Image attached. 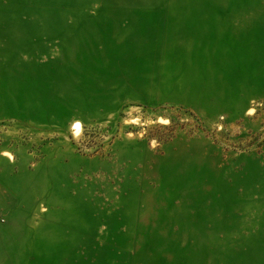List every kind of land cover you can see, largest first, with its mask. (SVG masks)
<instances>
[{
    "label": "rangeland",
    "instance_id": "374dc122",
    "mask_svg": "<svg viewBox=\"0 0 264 264\" xmlns=\"http://www.w3.org/2000/svg\"><path fill=\"white\" fill-rule=\"evenodd\" d=\"M0 264H264V0H0Z\"/></svg>",
    "mask_w": 264,
    "mask_h": 264
}]
</instances>
